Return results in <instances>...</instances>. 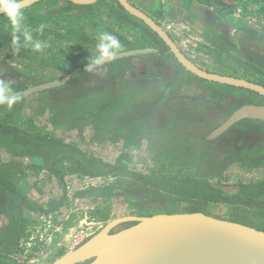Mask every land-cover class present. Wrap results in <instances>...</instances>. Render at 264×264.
<instances>
[{"label":"rangeland","instance_id":"1","mask_svg":"<svg viewBox=\"0 0 264 264\" xmlns=\"http://www.w3.org/2000/svg\"><path fill=\"white\" fill-rule=\"evenodd\" d=\"M237 1H240L239 5H246L247 11L244 12V31L236 34L229 46V62L238 63L240 71L230 75L264 83V59L240 40L242 34L247 40L264 39V0H232L233 3ZM254 2L259 3V7H254ZM66 5L64 1L56 4L43 1L28 9L25 19L27 29L31 30L34 41L41 42L42 48L34 50L31 44H23L24 47L16 52L0 41V70L17 77L23 85L28 86L70 74L72 82L63 85L58 91L25 94L12 108L0 105L3 107L0 117L12 109L13 113L6 118H11L10 121L19 128L27 130L32 124V133L54 136L94 156L97 162L118 164V161L125 159L133 170L149 174L150 179L161 186H170L171 178L178 181L193 178L209 183L225 196L235 197L246 196L242 189L243 182H264V164L245 166L240 161L228 164L227 150L238 148L241 141L237 138L242 136L238 134L208 143L203 136L211 127L198 124L195 128V122L185 120L188 118L182 115L181 118L165 119V115L174 116V113L168 108L157 111L155 106L148 104H155L156 98L135 95L137 84L125 77L132 65H125L127 71H120L121 63L110 64L101 71L77 70L81 64L93 62L98 55L100 36L105 32L120 41L119 51L130 49L122 50L127 44L120 33H113L106 23L95 21V17L103 14L99 7L74 9L72 13L63 10ZM230 27L233 28V25ZM10 33L13 36L12 31ZM157 45L167 50L164 43ZM93 80H97V84ZM61 95L66 97L61 98ZM110 96H121L124 104L122 109L108 113L106 118L91 117L72 126L74 112L64 115L62 122H55V108L66 111L74 104L78 106L77 113L91 112L94 107L108 102ZM59 97L61 99L57 100ZM130 116V119L125 120V117ZM107 126L109 129H106ZM246 141L247 147L243 144L240 148L250 150L251 145L248 144L253 141L258 142L259 148H264L263 142L259 143V140ZM51 150L48 154L53 158ZM65 152L66 149H63L60 155ZM40 154L44 163L46 152ZM257 154L264 152L259 151ZM64 163V169L67 170L61 172L64 181L48 165L34 167L26 164L23 167V172L18 175L17 188L35 206L49 209L64 199L62 206L56 210L47 213L33 210L31 213L25 212V229L21 236L11 237V248L2 250L3 243L0 241V257L15 260V263L5 259L6 263L0 264H47L81 245L116 217L159 213L163 211L162 205L167 207L176 202H181L193 211L235 219L264 229V207L261 204L184 199L145 185L138 193V185L121 181L120 175L92 177L83 174L77 163ZM43 168L47 169V173ZM90 168L93 171L100 170L101 164H93ZM118 181L125 191H101V187ZM248 194L251 197H247L258 199L264 204V194L259 191L252 193L251 190ZM1 198L6 200L0 196V206ZM6 221L7 218H0V235L4 232L1 226ZM124 226L122 224L117 229Z\"/></svg>","mask_w":264,"mask_h":264},{"label":"water","instance_id":"2","mask_svg":"<svg viewBox=\"0 0 264 264\" xmlns=\"http://www.w3.org/2000/svg\"><path fill=\"white\" fill-rule=\"evenodd\" d=\"M40 1L42 0H32V5ZM68 1L89 5L100 0ZM116 1L132 16L149 26L188 71L208 81L264 95V85L261 83L199 66L181 50L154 17L130 0ZM247 42L264 52V42ZM154 51L157 49L152 47L124 50L119 51L114 59ZM95 66L98 65L91 63L85 67ZM69 78L70 76H66L28 86L21 93L48 90L66 83ZM0 80L13 85L22 84L16 77L1 70ZM245 118L264 121V105L246 104L237 108L209 138H215ZM161 209L163 211L159 213L116 217L81 245L47 264H264V229L235 219L193 211L181 202L167 207L162 205ZM122 224L126 226L117 229Z\"/></svg>","mask_w":264,"mask_h":264},{"label":"crops","instance_id":"3","mask_svg":"<svg viewBox=\"0 0 264 264\" xmlns=\"http://www.w3.org/2000/svg\"><path fill=\"white\" fill-rule=\"evenodd\" d=\"M130 1L160 22L177 42L181 50L196 64L205 69L223 74H235V71H240L238 63L231 61L230 64L229 62L231 39L236 34L238 35L244 31L243 29L245 28L244 12L247 10H245L246 5L238 4L240 1L236 3H233L232 0ZM95 6L99 7L100 12L103 13L95 17V21L106 23L111 32L120 33L124 37L123 42H126L127 46L122 47V50L125 48L130 49L128 46L129 43L134 44L135 49L153 47L160 50L159 52L131 57V64H129L132 65V68H129V72L125 77L129 81H134L137 84L136 87L138 88L135 95L139 97H151L153 99L161 98L165 90L172 83H177V85L175 84L176 87L173 93L174 98L180 97L182 99H188L189 103H192L193 100L198 105L206 99H211V102L220 99L221 101L226 99L230 101V98L227 96L224 98L225 95L223 94H229L228 88L225 89V87H219V85L207 86L206 84L197 82L196 79L191 77L188 70H184V68L175 62L171 53L166 52V50L164 51L162 46L157 45V43H162L161 40L145 26L144 22L123 10L115 1L101 0L92 7ZM254 7H259V3L254 2ZM255 12L257 13L258 10ZM230 25H233V28ZM244 35L242 34L240 36L242 37L240 38L242 43H245V40H247ZM233 52L236 53L235 51ZM238 57L240 56L238 55ZM179 74L181 77H179L177 82L175 76ZM241 91L235 89V93H241ZM210 92H215L216 95L209 94ZM50 119L53 120V117L50 116ZM219 120L217 119L216 121L218 122ZM8 122L13 124L12 121ZM3 124L5 122L0 117V130L4 127ZM244 146L247 147V144ZM39 151L42 153V150H34L35 156H38ZM258 151L264 152V148L258 149ZM0 160L2 163L15 161L16 164L14 165L20 170L17 173V177L23 172V167L26 164L34 166L31 164L32 160L30 157L14 155L5 146L0 147ZM43 170L47 173V169L43 168ZM21 183L24 184L23 180ZM26 199L28 198L26 197ZM1 205L0 218H7V221L1 226L4 229L2 234L4 235V233L8 232L9 226L12 224L11 215L8 213V210H11L10 208L12 207H9L6 211L5 203L3 202ZM14 209L15 213L12 217L17 219L20 214L24 222L25 217H27L25 216L27 215L25 212L30 211L29 213H31L32 211V209L24 206L20 210ZM33 211L36 212L37 210Z\"/></svg>","mask_w":264,"mask_h":264},{"label":"trees","instance_id":"4","mask_svg":"<svg viewBox=\"0 0 264 264\" xmlns=\"http://www.w3.org/2000/svg\"><path fill=\"white\" fill-rule=\"evenodd\" d=\"M43 1H53L54 4H56V2L59 3V2L64 1L67 5L63 7L64 8L63 10L71 12V10H74V9L80 10V9L91 8L92 6L100 2L101 0L94 4H89V5H78L68 0H42L40 2L33 4L29 9L36 7L39 3ZM113 1H115L117 5L121 7L123 10H125L119 2H117L116 0H113ZM31 18L34 19L33 16H31ZM24 24L27 27V24L25 23V21H24ZM145 26L147 25L145 24ZM34 27H38V26L34 25ZM147 27L149 28V26ZM0 29H1L0 41L4 43L6 46L13 48V36H10L11 26L9 22L7 21V19L3 16H0ZM154 34L162 42V39L156 33ZM128 46L130 49H135V45L132 43H129ZM23 47L24 46H23V41H22L20 49H22ZM149 53H152V52H149ZM144 54H148V53H144ZM138 55H141V54H138ZM133 56H137V55L113 59L111 61H107L106 63L102 65H98V66L90 67V68H86L85 66L93 62L83 63L77 68V70H80L83 72H87L91 70L101 71L105 67L108 68L110 64L121 63L122 66L120 67V71H126L127 67L125 65L127 63L131 64L130 60H131V57ZM188 72L191 75V77L197 80V82L206 84L207 86L219 85V87H223V88L225 87V89L228 88L229 92L235 89H243V88H238L233 85H228V84L225 85V84H221V83H217L213 81H208V80H205L191 73L190 71ZM72 80L73 78L70 77V80H68L66 84L64 83L65 86L70 84ZM97 82L98 81L94 82V84H97ZM64 84L48 89V90L58 91L59 89H62L64 87L63 86ZM11 86L14 88H19V87L27 88L28 87V85L19 86V85H13V84H11ZM215 92H218V91H215ZM215 92H210L209 94H213V93L215 94ZM223 94L227 95L225 93ZM24 95H25L24 93H20V94L17 93V96L19 97V99H22ZM60 97L56 99L58 100V99L64 98L66 97V95H63L61 98ZM108 99H109L108 102L106 101L105 104L101 106H97L96 108L94 107V109L91 112L77 113L76 110L78 106L74 105L73 103H72L73 105L70 107V110L72 112L70 110L64 111L62 109L55 108L53 109V112L55 115V122L56 123L62 122L61 119H63L64 115H72L75 112V115H73V121L71 124L73 126V125H77L80 121H85L91 117L106 118L109 115L108 113L115 112L117 110L122 109L124 101H122L123 99L121 96L117 98L116 96H110V98ZM158 107H159L158 109H161V108L165 109L166 103H164L163 101L158 104ZM2 110H3V107L0 106V112ZM12 113L13 111L12 109H10L9 112L5 116L2 117L5 124H3L4 127L0 130V147L5 146L14 155L27 157V158L30 157V159L32 160L31 164L34 166L42 167L44 165H48V168L51 171H53L59 177L61 181H64V174L61 173L64 169V164H65L64 162H69L73 164L77 163L78 167H80L83 174L89 175L92 177L108 176L110 174L120 175L122 177L121 181L124 180L126 182H133V184L138 185L136 187V192L138 193H141L140 192L142 190L141 187L145 185V187H148V188L154 187L155 189L163 190V192H165L166 194L176 195V196L178 195L184 199L195 198V199H201L205 201L225 202V203L227 202H243L246 204L261 203V206L264 207V204H262L263 202H261L260 200L256 202V201H253L252 198L247 197V196H250V194H248L249 190H251L252 193L253 191L254 192L259 191L260 193L264 194V182L263 183L251 182V183L242 184L243 191H245V193L248 194L247 196H245L246 198L244 199L240 197L239 195L235 197L225 196L221 192L215 190L209 183L202 181V180L193 179V178L180 179V181H178V179L176 178H171L169 179L170 186H167V187L161 186L159 182H156L155 180H151L149 174L145 175L142 172L133 170L132 169L133 167H131L130 163H128V161H126L125 159H121L120 161H118L119 162L118 164H111V163L102 162V161L97 162L94 156L89 155L88 153L84 152L80 148H75L68 143L62 142L61 140H59L58 138L54 136H51L49 134L41 135L38 133H32L31 131L33 127L32 124L28 126L27 130L21 129L18 126L11 124L10 122H7L11 120V118H8V119L6 118L8 117L7 115H11ZM188 114H189L188 111H186L185 113H182L181 115L188 116ZM155 115H159V114L156 113ZM130 118L131 116L125 117V120H128ZM68 126L70 127V124ZM106 129H109V126H107ZM204 138L206 139L208 143H213L218 139H222L221 137H219L218 139L217 138L215 139V138H206L205 136ZM162 145L164 144L162 143ZM239 147L241 146H238V148ZM35 149L42 150V152H46V158L44 159V163H42V157L40 156L41 151H39L38 156H35L34 154ZM63 149H66L67 153L65 152L62 155H60V153L63 152ZM50 150L53 151L54 153L53 158H51V156H49L48 154ZM97 163L101 164V169L97 171L91 170L90 166H92L93 164H97ZM245 163H250V162L246 160ZM14 164H16L15 161L2 163L0 160V196H3L6 198V200L1 198L2 199L1 203L3 202L5 203L6 211L7 209H9V207H12L10 208L11 210H8L9 211L8 213L11 215V223H12L9 226V229L7 232L8 238L13 237L14 235H17V237H19L24 231V228H23L24 220H22L20 214L17 219H15V217L14 218L12 217L15 213L14 208H16V210H20L22 206H24V207L30 208L32 210H37L40 212H50L62 206L63 199H64V198L61 199L56 207L49 208V209H45L41 206H35L30 200L26 199L23 193H21L20 189L17 188V182H18L17 173L20 170H18L16 168V165ZM253 164L255 165L264 164V159L262 158L261 160H256L255 162H253ZM64 172H67V170L65 171L64 169ZM119 183L120 181L116 183H112V184L110 183L108 185L101 187L100 189L101 191L105 193L125 191L122 186L118 185ZM151 199L152 197L150 198V200ZM147 214H151V213H147ZM17 231H20V232L17 233Z\"/></svg>","mask_w":264,"mask_h":264},{"label":"flooded vegetation","instance_id":"5","mask_svg":"<svg viewBox=\"0 0 264 264\" xmlns=\"http://www.w3.org/2000/svg\"><path fill=\"white\" fill-rule=\"evenodd\" d=\"M247 41H250V40H245V43H243L244 46L246 45V47L251 48L252 50H254V52L259 54L261 56V58L264 59V52L254 48L253 46H251V43H248ZM251 41H253V40H251ZM257 41L264 42V39H258ZM163 42L164 41L162 40V43ZM164 45H165V47L167 46L165 44V42H164ZM166 48H167L166 52H169V53H171L173 55V58H174L175 62H177L178 65H180L182 68H184V70H187L178 61V59L175 57V55L170 51L168 46ZM156 49H157V51H154V52H159L160 51L158 48H156ZM163 50H164V48H163ZM154 52H152V53H154ZM117 72L119 74L120 71L117 70ZM68 76L72 77L71 74L68 75ZM179 77H181L180 74L178 76H175V79H176L177 82H178ZM69 80H70V78H69ZM50 81H52V80H50ZM93 81L96 82L97 80H93ZM253 81H255V80H253ZM255 82H258V81H255ZM258 83H261V82H258ZM175 84L177 85V83H172L171 86H169V88H167L165 90V92H164L163 96H161V98H156V103L155 104H151V103H148V104L155 106V109L157 108V111L158 110L162 111V108L158 109L159 108L158 104L164 101V103H166V108L165 109L168 108L170 110V112L174 113V116L165 115V119H170V120L173 117L178 118V116L180 117L182 113H185L186 111H188V113H189L188 116H185L188 119H185V120L191 121V123L195 122L194 123V127L195 128H196V126L198 124H200L201 126L203 125L206 128L211 127V129H209L206 132L205 135L203 134L206 138H209L211 136V134L215 131V129L218 128L223 122H225V120H227V118L237 108H239V107H241L243 105H246V104L264 105V95H262L260 93H257L255 91H252V90L244 89V88L243 89H239V90H242L241 93L240 92L235 93V90H233V91L229 92V94L224 96V98H226V96L229 97L230 101H228L227 99L224 100V101H221V99H220V100L211 102V99H206L200 105H198L193 100H192V103H189L188 99H182L180 97L174 98V94L173 93H174L175 87H176ZM261 84L264 85V83H261ZM22 85H23V83L19 84V86H22ZM238 88H240V87H238ZM25 89L26 88H24V87H19V88H17L15 90V92H16V94L17 93L20 94ZM212 95H216V94L213 93ZM207 107H208V109H207ZM217 119H222V121L221 122H217L216 121ZM212 124H214V125H212ZM255 129H258V130H255ZM253 130H255V131H253ZM238 134L240 135V137L242 136L241 138H237V140L241 141V142H239L238 146H242L243 144H247L246 140H248V139L259 140V143L263 142V144H264V121L260 120V119H255V118L242 119V120L238 121L237 123H235L234 125H232L227 130H225L224 132H222L220 135L216 136L215 139L216 138L218 139L219 137L225 138V139L226 138H231V136H236ZM201 136H202V134H201ZM248 145H251V149L250 150H249V148L247 149V148H240V147L232 149V150L228 149L227 150V152H228L227 154L229 155L227 157V158H229V163L228 164H235V162L240 161L245 166L246 165H250V166H258V165H260V164H257V165L253 164V162H255L256 160H261L263 158V156H264V154H260V155L257 154L259 152L258 149L259 150L261 149V148L258 147V142L253 141V142H250ZM238 156H239V159H238ZM246 160L249 161L250 163H245ZM243 184H245V182H243ZM247 195L248 194H246V196ZM240 197H242L243 199L246 198L245 196H240ZM253 201L257 202L259 200L254 198ZM258 204H261V203H258ZM7 234L8 233H4V235H0V241L3 243L2 248H1L2 250L3 249L5 250L6 248H11V243L10 242H12V239L8 238ZM0 258H1V260H0L1 263H6L5 259L7 261L15 263V260H10V259H7L6 257H0Z\"/></svg>","mask_w":264,"mask_h":264},{"label":"clouds","instance_id":"6","mask_svg":"<svg viewBox=\"0 0 264 264\" xmlns=\"http://www.w3.org/2000/svg\"><path fill=\"white\" fill-rule=\"evenodd\" d=\"M31 6L32 0H0V16L5 17L11 26L13 48L16 52H19L22 41L25 46L31 44L34 50L42 48L41 42L33 40L31 32L24 24L26 12ZM120 48V41L115 36L107 32L103 33L97 45L98 55L93 63L100 65L113 60ZM18 100L19 97L11 84L0 80V105L12 108Z\"/></svg>","mask_w":264,"mask_h":264}]
</instances>
